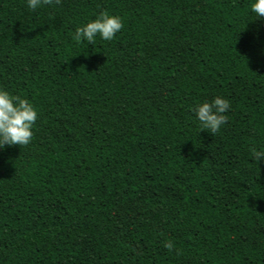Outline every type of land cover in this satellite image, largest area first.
Segmentation results:
<instances>
[{"label": "trees", "instance_id": "16d2710c", "mask_svg": "<svg viewBox=\"0 0 264 264\" xmlns=\"http://www.w3.org/2000/svg\"><path fill=\"white\" fill-rule=\"evenodd\" d=\"M252 0H0V264H264V18ZM101 12L113 40L76 41ZM230 102L215 134L196 105ZM171 243L170 250L165 247Z\"/></svg>", "mask_w": 264, "mask_h": 264}, {"label": "clouds", "instance_id": "9594fccd", "mask_svg": "<svg viewBox=\"0 0 264 264\" xmlns=\"http://www.w3.org/2000/svg\"><path fill=\"white\" fill-rule=\"evenodd\" d=\"M42 2L43 0H26L27 7L31 10H35ZM250 14H255L257 20L264 18V0H252ZM122 28L120 16L101 12L94 20L76 28L73 38L88 43L97 37L102 41H111ZM229 109L230 102L227 99L215 96L210 102L204 101L196 105L195 118L203 129L215 134L226 123L224 113ZM37 118V110L31 102L0 88V150L5 146L28 145ZM253 159L258 162L264 161V150H253ZM165 247L171 250L173 245L166 243Z\"/></svg>", "mask_w": 264, "mask_h": 264}]
</instances>
